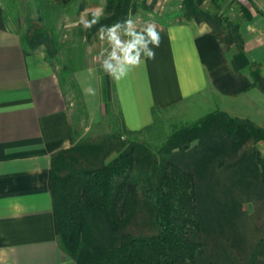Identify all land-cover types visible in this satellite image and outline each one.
Masks as SVG:
<instances>
[{
    "label": "trees",
    "instance_id": "trees-1",
    "mask_svg": "<svg viewBox=\"0 0 264 264\" xmlns=\"http://www.w3.org/2000/svg\"><path fill=\"white\" fill-rule=\"evenodd\" d=\"M203 1L182 0L181 16L207 22L223 47L233 49V68L247 71L264 91V76L245 52L241 22L204 8ZM138 6V0H107L104 15L86 28L87 39L113 26L127 33ZM242 11L247 17L248 9ZM21 41L32 50L42 46L59 62L53 24L31 22ZM58 72L81 102L77 82L69 75L66 86ZM103 77L102 97L109 101ZM113 113L109 101L103 118L114 125L111 131L88 132L52 154L50 189L63 249L78 264H264V154L258 146L264 126L216 109L173 128L154 148L127 136L135 130L120 109Z\"/></svg>",
    "mask_w": 264,
    "mask_h": 264
},
{
    "label": "crops",
    "instance_id": "crops-1",
    "mask_svg": "<svg viewBox=\"0 0 264 264\" xmlns=\"http://www.w3.org/2000/svg\"><path fill=\"white\" fill-rule=\"evenodd\" d=\"M248 1L252 7H246L240 31L248 58L264 76V0ZM149 25L159 37V46L147 43L154 56L145 50L137 65L121 58L113 63L115 73H105L108 100L114 90L129 129L149 125L159 110L168 112L192 97L200 104L213 99L212 110L264 126V91L247 71L233 68V49L223 47L207 22H147L139 27L145 42ZM58 70L43 50L25 47L0 12V264H78L61 245L50 189L52 154L78 139L77 98L63 87ZM141 75L149 93L138 86ZM79 86L83 115H89L90 124L100 122L108 111L101 84L95 80L90 100Z\"/></svg>",
    "mask_w": 264,
    "mask_h": 264
},
{
    "label": "rangeland",
    "instance_id": "rangeland-1",
    "mask_svg": "<svg viewBox=\"0 0 264 264\" xmlns=\"http://www.w3.org/2000/svg\"><path fill=\"white\" fill-rule=\"evenodd\" d=\"M106 1L0 0V12L4 13L5 21L15 28L20 36L26 32L33 21L42 25L53 24L61 44L58 52L59 62L55 64L60 71L62 70V79L67 86L69 85L68 76L71 75L77 84L83 87L90 100L95 92L93 87L95 80L99 85L101 84L102 91V79L106 73L103 67L104 62L107 60L113 64L118 61L111 59L113 51L116 52L119 60L124 57L125 50H129V54L134 56L138 53L139 58L144 55L143 44L136 43L138 37L143 34L139 29L141 24L153 21L166 24L183 18L181 16L183 13L182 0H138L139 6L130 17L131 27L128 26L127 33L121 31L119 27L113 26L107 30L97 31L88 40L85 30L93 21L104 15ZM202 5L208 10L220 11L234 22H241V19H244L243 6L252 7L251 2L248 0H204ZM132 45H135V47H131ZM38 49L43 50V47L39 46L36 50ZM68 65L69 67H67ZM63 68H68V70H63ZM140 80L139 88L142 86L144 94L149 93L148 82L142 75ZM72 92L75 94L73 90ZM73 98L75 99L76 96ZM109 98L112 108L115 110L112 115H120L114 90L109 93ZM109 101H104L105 106L108 105ZM212 103H214L213 99L208 103L205 101L204 104H200L198 98L195 99L194 97L183 102H177L170 111L160 112L159 110L160 113L154 115L152 123L139 130L127 133V136L142 139L151 144L152 147L157 148L173 128L191 123L210 112ZM80 105L81 102L75 99L74 107L79 114L76 115L75 122L79 131L78 138L88 132L92 134L104 133L114 128V125H110L104 118L100 122L90 124L89 117L86 118L83 115L85 111L80 108ZM191 107L193 108L191 109ZM112 118V121L119 124L118 116ZM87 124H89L88 127H86ZM258 146L264 154V140H261ZM252 208L251 203H249V211Z\"/></svg>",
    "mask_w": 264,
    "mask_h": 264
},
{
    "label": "clouds",
    "instance_id": "clouds-1",
    "mask_svg": "<svg viewBox=\"0 0 264 264\" xmlns=\"http://www.w3.org/2000/svg\"><path fill=\"white\" fill-rule=\"evenodd\" d=\"M128 23H129V27H131V21H129ZM145 31L147 33L148 41L145 42V38L143 36H141V37H138L136 43L137 44L142 43L143 47L146 50L148 57H153L154 52L152 49L147 47V43L150 42V43L154 44L155 46H159V37H158L157 33L155 32L154 27L151 25H149ZM131 47H135V45H132ZM111 59L112 60H119L115 51H113V53L111 54ZM138 62H139V54L138 53H137V55L134 56V55L129 54V50L124 51L123 63L135 65ZM103 67L106 71H108L110 73H115L117 71V69L113 66V64L107 60L104 62ZM125 73H126V69L123 66H121L119 68V75L123 76V75H125Z\"/></svg>",
    "mask_w": 264,
    "mask_h": 264
}]
</instances>
